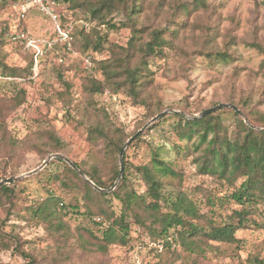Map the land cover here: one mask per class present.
I'll return each instance as SVG.
<instances>
[{
	"label": "trees",
	"instance_id": "1",
	"mask_svg": "<svg viewBox=\"0 0 264 264\" xmlns=\"http://www.w3.org/2000/svg\"><path fill=\"white\" fill-rule=\"evenodd\" d=\"M23 1L0 0V8L16 6ZM45 1L54 3L62 28L71 26L72 45L79 52H108L107 58L96 62L101 79L86 78L83 90L92 94L122 92L133 104L145 106L149 112L147 117L152 118L161 112V107L156 104L154 111L150 108L153 107L151 96H148L153 83L150 62L166 60L169 55L187 57V51L179 46L180 31L185 29L188 17L206 9L208 0H157L150 6H146L143 0ZM78 17L85 22H95V27L86 30L85 23H76ZM100 27L105 30H100ZM121 29L130 31L126 46L109 44L108 32ZM1 32L0 78L31 83V57L24 68L8 66L1 59V49L10 42V38H5L8 24H4ZM242 42L264 54V45L256 38ZM205 47L206 51L202 54L214 65H227L234 59L228 53V47L219 49L216 46L213 36H209ZM259 73L264 80V60ZM57 81L63 87L57 96L66 99L72 86L61 73L57 74ZM25 101L26 90L22 87L14 95L0 98V149L8 154L12 163L9 171L7 162L3 163L6 165L4 178L19 173L12 157L22 148L37 153L41 161L52 153L68 157V146L51 127L36 130L31 134L32 139L25 141L11 136L4 122L6 112L17 109ZM224 102L236 106L252 126L264 129V112L256 108L257 103L245 92L233 90ZM217 103L212 102L210 106ZM84 108L86 114L74 119L85 128L90 149L80 163L74 164L96 186L107 190L118 177L119 152L130 135L103 108L97 107L95 101L87 99ZM206 109L208 107L185 109L182 110L184 114L169 113L149 126L125 150L123 176L110 193L95 191L65 162L57 159L50 161L38 174L27 178L37 179L45 174L42 187L46 197L34 200L21 217L41 227L54 245L46 248L51 257L45 262L48 253L39 252L37 255L33 248H30L31 253L25 252L21 245L26 242H20L16 236L14 251L23 257V264H71L75 255V251L69 249L71 238L88 264H108L94 262L97 258H106L111 247L128 246L133 226L145 230L150 240L157 247L161 244L165 250L178 244L192 254L202 253L204 247L210 246L209 242L238 244L237 232L255 224L252 216L264 210V131L251 129L230 109H224V112L232 117V129L225 124L218 111L198 120H189L184 116H194ZM169 118H172L171 122H167ZM162 122L168 123L179 142L172 143L176 154L172 161L165 159L163 145L146 144L143 140L145 132L152 131ZM185 157H192L197 172L218 181L226 188L225 193L219 196L212 188H207L201 190L198 196L189 197L182 191L183 175L178 166ZM54 165H60V171L47 175L48 168ZM21 182L0 187V208L5 209L8 205V213L16 187ZM136 184H140L142 190H137ZM58 189L70 195L68 201L56 195ZM70 214L87 217L90 224L74 226L71 230L67 221ZM96 218H100L101 222H96ZM261 227L264 230V225ZM3 236L0 235V248L8 249ZM250 264L264 263L254 257Z\"/></svg>",
	"mask_w": 264,
	"mask_h": 264
},
{
	"label": "rangeland",
	"instance_id": "2",
	"mask_svg": "<svg viewBox=\"0 0 264 264\" xmlns=\"http://www.w3.org/2000/svg\"><path fill=\"white\" fill-rule=\"evenodd\" d=\"M143 1L146 6H150L157 0ZM19 14L17 6L0 8V35L4 24H8V33L5 38H10V42L1 49V59L8 66L24 68L28 65L29 58H32L31 83L0 78V98L14 95L21 87L26 90L25 103L13 111L6 112L4 118L13 138L21 141L32 139L31 134L36 130L51 127L68 146L69 151L68 157L61 153L52 154H61L73 163H80L90 146L86 140L85 128L74 118H80L86 114L84 107L87 99L95 101L97 107L103 108L114 122L125 128L130 137L157 115L148 118V109L143 105L133 104L132 100L122 92L105 91L102 94H92L83 90L86 78L101 79L96 62L107 58L108 52H79L72 45L71 26L66 29L61 27L55 8L56 20L40 12L36 7L28 8L23 18H20ZM186 22L185 29L179 34V46L187 51V57H178V54L169 55L166 60L150 62L149 69L153 72L152 87L148 91L153 104L150 108L154 111L156 104H160V113L173 110L184 114L182 110L185 109L211 108L212 102H218L217 105L227 104L224 101L232 91L241 90L257 103L256 108L260 112H264V80L259 73L264 54L242 42L256 38L264 45V0H208L206 9L193 13ZM76 23H85L86 30L95 27V22H85L80 18L76 20ZM58 25L69 35V39L63 40L57 34ZM100 30L105 29L100 27ZM19 31L27 38L34 40L39 51L27 48L23 41L15 39L14 36ZM206 35L208 37H205ZM209 36L210 38L213 36L219 49L228 47V53L234 58L229 64L214 65L202 54L206 51L205 46ZM129 38L128 29L108 32L109 44L125 47ZM58 73H61L63 79L72 86L66 99L57 96V93L63 90L57 81ZM224 111L223 109L218 112L225 124L232 129V117ZM171 121L172 118L167 120V122ZM167 122H162L152 131L145 132L143 140L146 144L163 145L166 149L165 159L172 161L176 158L172 143L179 142L171 133ZM144 143L142 145L146 148ZM52 154L47 155L44 160ZM12 159L15 160L13 165L17 167L19 173L10 177L31 172L44 161L40 160L37 153L25 148L18 150ZM4 162L9 165V171L12 163L8 154L0 149V181L9 178L3 177V169L6 166ZM56 166L49 167L47 175L58 173L61 166ZM178 169L183 175L181 189L189 197H196L201 190L207 188H212L214 194L219 196L225 193L226 188L218 181L197 172L196 165L192 163V157H185L182 162L179 161ZM44 176L46 175L43 174L37 179L24 177L17 180L22 182L16 187L10 213L7 210L8 205L5 209L0 208V235H4L3 239L9 245L8 249L0 248V264H23V257L14 251L16 236L20 242H26L21 245L25 252L31 253L30 248H33L34 254L48 253L45 262L49 261L51 253L45 250L52 247L54 242L41 227H36L21 217L34 200L46 197L42 187ZM240 182L241 180L238 181ZM135 187L139 191L142 190L140 184H136ZM55 193L63 201H68L70 198V195L61 189L56 190ZM114 208H116L115 203ZM201 211L204 210L201 209ZM252 219L255 224L237 232L238 244L209 242L210 246L204 247L202 253L192 254L185 252L178 244L172 246L170 250L163 249L161 244L157 247L145 230L133 226L132 240L128 246L111 247L106 258L102 260L95 257L97 259L94 263L103 261L108 264H250L254 257L264 263V230L261 227L264 225V210L253 215ZM67 221L71 230L74 226L90 224L89 218L75 214H70ZM69 243V249L75 251L71 264H88L80 250L75 247V240L71 238Z\"/></svg>",
	"mask_w": 264,
	"mask_h": 264
},
{
	"label": "water",
	"instance_id": "3",
	"mask_svg": "<svg viewBox=\"0 0 264 264\" xmlns=\"http://www.w3.org/2000/svg\"><path fill=\"white\" fill-rule=\"evenodd\" d=\"M222 109H230L232 110L233 112L237 113L241 118H243V121L246 125H248L251 129H254V130H258V131H264L263 128H257V127H254L252 126L247 118L243 115V113L236 107L234 106L233 104H218V105H215L211 108H208L202 112H200L198 115L196 116H187V115H184L187 119L189 120H198V119H202L204 117H206L207 115H210L212 113H215L219 110H222ZM182 114L181 112H178V111H173V110H167V111H164L162 113H159L157 114L154 118H152L142 129H140L139 131H137L133 136H131L123 145V147L121 148L120 152H119V156H118V159H119V174H118V177L116 179V181L114 182L113 186L109 189H102V188H99L98 186H96L91 180H89L77 167L76 165L70 160L68 159L67 157L61 155V154H52L50 156H48L46 158V160L43 161V163L38 167L36 168L35 170L31 171V172H28L26 174H23L21 176H17V177H9V178H6V179H3L0 181V187L3 186V185H9L11 184L12 182H15L17 180H20L24 177H30V176H33L35 174H37L38 172L42 171L50 161L54 160V159H57V160H60V161H63L65 162L72 170H74L76 173H78L82 179L87 182L95 191L99 192V193H110L112 192L118 185V183L120 182L122 176H123V173H124V170H123V154H124V151L126 150V148L148 127L150 126L151 124H153L155 121H157L158 119L162 118L163 116H165L166 114Z\"/></svg>",
	"mask_w": 264,
	"mask_h": 264
},
{
	"label": "built area",
	"instance_id": "4",
	"mask_svg": "<svg viewBox=\"0 0 264 264\" xmlns=\"http://www.w3.org/2000/svg\"><path fill=\"white\" fill-rule=\"evenodd\" d=\"M17 8L20 11L19 17L23 18L25 15V12L30 7H36L40 12L47 14L48 16L52 17V19L56 20L57 17L54 14V3L48 2L45 0H24L21 4L16 5ZM88 28V27H87ZM57 34L63 39L67 40L69 39V35L61 30L59 25L56 28ZM15 39L23 41L25 43V46L27 48H33L39 51L38 46L36 45V42L32 39L27 38L21 31H19L16 36H14ZM96 222H101L100 218L95 219Z\"/></svg>",
	"mask_w": 264,
	"mask_h": 264
}]
</instances>
